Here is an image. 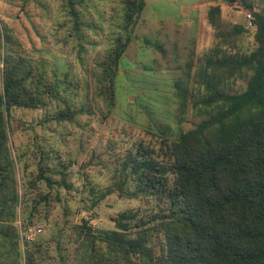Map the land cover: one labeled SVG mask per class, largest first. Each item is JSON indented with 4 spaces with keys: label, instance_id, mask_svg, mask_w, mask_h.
Returning <instances> with one entry per match:
<instances>
[{
    "label": "rangeland",
    "instance_id": "rangeland-1",
    "mask_svg": "<svg viewBox=\"0 0 264 264\" xmlns=\"http://www.w3.org/2000/svg\"><path fill=\"white\" fill-rule=\"evenodd\" d=\"M124 3L0 0V32L16 41L13 50L44 71L47 82L58 85L53 96L44 97L45 106L13 108L8 128L19 195L16 224L21 237L42 244L43 264H77L76 246L82 237L78 232L84 222L97 232L113 229L114 218L122 211L151 217L158 210L152 197H127L117 190L102 198L95 196L114 187L122 160L138 144L156 148L161 137L175 138L180 130L194 128L199 122L202 116L191 103L197 94V68L216 45L246 53L256 46L252 13L240 3L143 0L131 41L118 63L114 104L108 108L105 98L98 95L99 62L120 35ZM253 4L256 10L264 9V0H253ZM216 5L220 14L214 27L208 11ZM71 7L81 22L77 33ZM239 26L245 31L236 32ZM8 49L3 43L0 90ZM180 79L189 84L184 113L178 108L174 87ZM245 85L246 79H237L234 91ZM69 104L84 112L73 121L54 120V114ZM41 165L53 180L51 186L38 179ZM61 178L69 188L60 183ZM24 192L31 195L24 198ZM45 194L48 198L41 199ZM145 241L156 244L152 234ZM21 248H25L23 239Z\"/></svg>",
    "mask_w": 264,
    "mask_h": 264
},
{
    "label": "trees",
    "instance_id": "trees-1",
    "mask_svg": "<svg viewBox=\"0 0 264 264\" xmlns=\"http://www.w3.org/2000/svg\"><path fill=\"white\" fill-rule=\"evenodd\" d=\"M224 1L240 3L252 13L255 48L231 52L218 44L199 63L197 94L191 99L192 108L202 116L199 122L175 138L161 137L156 148L138 144L122 160L114 187L95 196L117 190L127 197H152L158 210L151 217L122 211L114 218L113 229L97 232L84 222L78 232L82 237L76 246L77 264H264V9L256 10L253 0ZM142 6L143 0H125L120 35L99 62L98 95L108 108L114 104L118 63ZM70 14L77 33L79 14L73 7ZM219 14L218 5L208 11L214 27ZM235 31L245 30L239 26ZM3 43L9 49L0 90V264H43L42 244L21 237L16 224L19 195L8 128L13 108L45 106L44 97L53 96L58 85L47 82L44 71L13 50L16 41L0 32V51ZM242 78L245 87L234 91L236 80ZM174 87L184 113L189 84L180 79ZM83 112L69 104L53 119L73 121ZM38 179L48 186L53 183L42 165ZM64 179L60 183L69 188ZM29 195L23 193L24 198ZM47 198L45 194L41 199ZM151 234L155 245L146 244Z\"/></svg>",
    "mask_w": 264,
    "mask_h": 264
},
{
    "label": "built area",
    "instance_id": "built-area-1",
    "mask_svg": "<svg viewBox=\"0 0 264 264\" xmlns=\"http://www.w3.org/2000/svg\"><path fill=\"white\" fill-rule=\"evenodd\" d=\"M248 17H249V15H248Z\"/></svg>",
    "mask_w": 264,
    "mask_h": 264
}]
</instances>
